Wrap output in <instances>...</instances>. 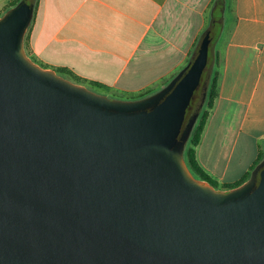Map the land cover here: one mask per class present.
<instances>
[{
    "label": "water",
    "instance_id": "obj_1",
    "mask_svg": "<svg viewBox=\"0 0 264 264\" xmlns=\"http://www.w3.org/2000/svg\"><path fill=\"white\" fill-rule=\"evenodd\" d=\"M32 10L0 18V264H264V160L219 191L180 159L210 33L163 89L119 101L26 57Z\"/></svg>",
    "mask_w": 264,
    "mask_h": 264
},
{
    "label": "crops",
    "instance_id": "obj_2",
    "mask_svg": "<svg viewBox=\"0 0 264 264\" xmlns=\"http://www.w3.org/2000/svg\"><path fill=\"white\" fill-rule=\"evenodd\" d=\"M13 1L0 0V18ZM207 32L209 48L216 39L209 69L233 134L212 175L233 183L264 160V0H38L23 39L40 69L135 101L190 65Z\"/></svg>",
    "mask_w": 264,
    "mask_h": 264
},
{
    "label": "rangeland",
    "instance_id": "obj_3",
    "mask_svg": "<svg viewBox=\"0 0 264 264\" xmlns=\"http://www.w3.org/2000/svg\"><path fill=\"white\" fill-rule=\"evenodd\" d=\"M217 15V14H216ZM217 28L213 29V36H215L217 34ZM216 39L213 40V43L211 44L210 48H209V54H208V63L209 65H211V61H212V47L213 44L215 43ZM216 71L213 70V73H215ZM205 73V70L204 72ZM71 82H75L72 79H69ZM83 88H85L86 90L97 94V95H101V96H105L109 99H114V100H119V101H130L132 100V98H135L136 96H132L129 94H118V93H107L101 89H97L92 87L91 85L88 84H84L82 85ZM200 87V86H199ZM199 87L195 90V92H199L200 93V98L201 101L198 105V101L196 103H194V106L197 104L198 105V109L197 112L195 114V117L188 129L186 138H185V142L183 143L182 146V151L180 154V159L182 164L188 169L187 167V163H186V151L191 147L190 146V135L191 132L193 130V128L196 126L197 124V120L199 115L205 110V101H206V94H207V86H205L204 91L201 90L199 91ZM219 85L217 86L218 89V93H219ZM202 91V92H201ZM194 92V94H195ZM203 93V94H202ZM219 98L217 97L215 105L213 110L210 112L209 118L207 120V124L205 126V129L203 131V134L201 136V140L199 145L195 148V152L198 155L197 158V162L200 165V167L207 172L211 177H213L214 175H212L213 173H215V169L218 168L217 170L221 169V166H216L217 164L215 162H217L218 159H222L224 158L223 156L226 154L228 147H230L232 138H233V134L230 132L231 124L229 122V119H224L223 115V108H222V103L219 102L218 100ZM193 105V101L191 98L190 101V105L187 107L186 111H185V115H184V119L182 121L178 136H180L181 132L183 131L185 125L187 124L188 120H189V116H188V112L190 110V107ZM228 121V122H227ZM229 143V145H226V148H219V144L222 145V143ZM263 140L259 141V144H262V150L264 152V146H263ZM173 157H175L176 155H172ZM191 177L198 181V179L190 172V170L188 169ZM214 178V177H213Z\"/></svg>",
    "mask_w": 264,
    "mask_h": 264
},
{
    "label": "trees",
    "instance_id": "obj_4",
    "mask_svg": "<svg viewBox=\"0 0 264 264\" xmlns=\"http://www.w3.org/2000/svg\"><path fill=\"white\" fill-rule=\"evenodd\" d=\"M21 0H14L8 8H12L16 6ZM38 0H27V5L29 3L33 4V7L35 9L36 3ZM27 43V36L23 39V45L26 47ZM209 63H207V66L205 68V73L202 74L201 80H200V86L205 83V86H207V94H206V101H205V110L199 115L197 124L193 128L191 135H190V148L186 151V163L187 167L190 170V172L198 179V181L208 184L210 187H212L214 190L219 191H228L231 189H235L242 184H244L246 181L249 180L252 171L255 169V167L261 162L263 155H259L256 161L253 163L252 167L248 172H246L239 180L233 182V183H219L216 179L211 177L207 172H205L200 165L197 162L196 152L195 148L199 145L201 136L203 134L204 128L206 126L207 120L209 118L210 112L214 108L215 101L218 97V89H217V74L212 73L209 69ZM213 72V71H212ZM91 86L97 89H101L107 93H110V89L108 87H104L101 85H98L97 83H91ZM150 92H145L139 95V97H147L150 96ZM203 94V93H202ZM202 98V96H201ZM200 93L195 92L192 96L193 105L190 107V110L188 112V116L190 113L195 110V113L197 112L198 105L201 101ZM199 100V101H198ZM198 101V105L196 104L194 106V103ZM190 105V104H189ZM165 160V155L161 156V161Z\"/></svg>",
    "mask_w": 264,
    "mask_h": 264
},
{
    "label": "flooded vegetation",
    "instance_id": "obj_5",
    "mask_svg": "<svg viewBox=\"0 0 264 264\" xmlns=\"http://www.w3.org/2000/svg\"><path fill=\"white\" fill-rule=\"evenodd\" d=\"M200 86V85H199ZM200 88H201V86L199 87V91H200ZM196 113H195V110H193L191 113H190V115H189V118L191 117V116H194Z\"/></svg>",
    "mask_w": 264,
    "mask_h": 264
}]
</instances>
